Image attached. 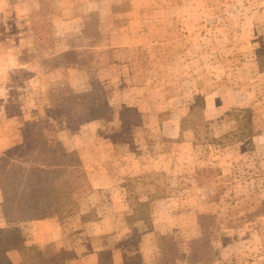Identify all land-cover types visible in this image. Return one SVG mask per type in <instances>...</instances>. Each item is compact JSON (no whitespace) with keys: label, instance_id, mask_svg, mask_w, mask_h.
I'll use <instances>...</instances> for the list:
<instances>
[{"label":"rangeland","instance_id":"1","mask_svg":"<svg viewBox=\"0 0 264 264\" xmlns=\"http://www.w3.org/2000/svg\"><path fill=\"white\" fill-rule=\"evenodd\" d=\"M101 1L0 0V156L48 134L80 161L72 203L53 219L70 234L85 225L102 264L113 251L119 264H264V0L102 3L114 13L105 32L130 31L128 11L144 16L141 43L125 49L98 30ZM138 83L142 111L122 103ZM94 88L108 111L74 102ZM234 108L252 137L240 139ZM166 119L179 137L162 134ZM141 202L147 223L128 224ZM21 251L17 264H64L34 243Z\"/></svg>","mask_w":264,"mask_h":264},{"label":"trees","instance_id":"2","mask_svg":"<svg viewBox=\"0 0 264 264\" xmlns=\"http://www.w3.org/2000/svg\"><path fill=\"white\" fill-rule=\"evenodd\" d=\"M97 91L99 89L94 88L90 93L78 95L74 102L81 104L86 112L92 111L89 107L99 113L108 111L110 107L106 103L99 104ZM64 105L68 107L65 102ZM72 110L73 107L70 111ZM243 112L242 109L234 108L228 115L238 121L237 118H240ZM243 120L245 123L239 129L242 133L241 140L253 136L249 118L243 114ZM204 125L208 127L209 122ZM9 153L0 156L1 212L5 220V227L0 229V264H14L7 256L8 251H21L30 245L28 235L24 236L22 232V224L57 216L71 205V196L81 166L80 161L71 157L62 142L56 141L48 134L27 139L23 150L17 151L16 158H11L14 155ZM146 208L147 205L141 202L139 207L129 214L127 223L132 224L139 220L147 223ZM154 236L155 242L157 237L160 250H169L166 244L173 242L169 236ZM178 251L176 248L173 259L177 258Z\"/></svg>","mask_w":264,"mask_h":264},{"label":"crops","instance_id":"3","mask_svg":"<svg viewBox=\"0 0 264 264\" xmlns=\"http://www.w3.org/2000/svg\"><path fill=\"white\" fill-rule=\"evenodd\" d=\"M120 0H104L101 2L94 3L93 11L96 16V25L98 27V30L104 34L107 35L106 42L110 44L109 49H115V48H130L133 45H137L138 42L141 43L142 36L144 33L142 32V27H143V21H142V16L139 12L140 11H128V14L133 17L130 18V31L126 32H118L117 27H112L111 26L108 28V31L105 32V25L109 20L114 16V13L109 9L108 15L105 14V11L102 12L101 8L102 3H118ZM126 0H121V3L125 2ZM127 6H130V4L125 3ZM173 9L170 8V11ZM92 11V12H93ZM63 16V15H62ZM64 23H75L77 25V29L81 30V24H82V18L78 15H71V16H64ZM146 26V25H145ZM135 33V34H134ZM140 39V40H138ZM138 40V42H137ZM156 77L153 78V80H148L147 83L154 82ZM146 87H144L143 83H138L135 85L134 88V93H136L134 101H131L129 98L124 99L122 102L124 106H129L131 107L132 105L134 108L138 105L139 108L137 109L140 111V101L141 98L144 97V94H142L143 91L145 90ZM133 102V104L130 105V103ZM124 108V107H122ZM142 111V110H141ZM161 113V110H158L155 116H159L158 114ZM173 121V120H172ZM169 122L166 119V121L160 122L159 129L162 132V134L165 137L168 138H177L180 135V128L179 124L177 121L172 122L173 128H169ZM2 202V196L0 194V205ZM55 219L53 217L51 218H46L42 220H37V221H31L27 222L25 224H22L21 227L26 225L25 231L27 233L26 228L30 229L33 231V238L31 239L30 244L34 243V248L38 250H45L46 255L44 257L51 258L52 260L55 259H63L64 257V264H102L100 263V255H101V250L102 248H94L92 247L91 249L88 248L90 244H94L92 239L89 238H84L83 235L86 233V226L81 225L78 229V232L70 234V232L66 231L65 229L62 231L61 228H57L55 224ZM36 224V226H34ZM5 227V220L3 216L1 215L0 212V229ZM38 232V233H37ZM26 233L24 236H26ZM86 247V252L84 253L83 256H78L81 252V249H84ZM88 248V249H87ZM117 253V251H116ZM115 251H113L112 258L113 260L111 261L110 264H119L120 261L122 260V255L121 254H116ZM21 254H24V251H16V250H10L8 251L7 255L9 259L12 261V263L17 264L20 262L22 259L20 258ZM58 254V255H56ZM69 256H75L71 261ZM22 257V256H21ZM120 257V260H119Z\"/></svg>","mask_w":264,"mask_h":264}]
</instances>
